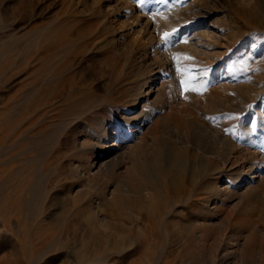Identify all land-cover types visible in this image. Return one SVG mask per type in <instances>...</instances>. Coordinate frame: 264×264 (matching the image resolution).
Masks as SVG:
<instances>
[{"label":"rangeland","instance_id":"rangeland-1","mask_svg":"<svg viewBox=\"0 0 264 264\" xmlns=\"http://www.w3.org/2000/svg\"><path fill=\"white\" fill-rule=\"evenodd\" d=\"M162 47L172 52L170 65ZM135 65L156 73L155 92L174 81L184 96L200 83V93L241 103L250 90L258 101L248 100L238 114L200 106L189 107L192 118L166 110L152 123L135 122L132 132L139 133L125 144L133 150L119 154L116 179L86 177L76 138L85 129L80 138L94 140L106 121L111 130L123 126ZM163 68L177 75L161 76ZM263 98L264 0H0V264H222L242 224L248 255L264 254V236L252 230L264 231L260 210L222 208L224 225L208 240L194 235L209 197L204 187L221 175H203L191 139L200 133L194 121L229 130L234 120L257 114ZM157 140L186 156L185 164L140 195L113 191ZM218 160L206 162L221 170Z\"/></svg>","mask_w":264,"mask_h":264},{"label":"bare ground","instance_id":"bare-ground-1","mask_svg":"<svg viewBox=\"0 0 264 264\" xmlns=\"http://www.w3.org/2000/svg\"><path fill=\"white\" fill-rule=\"evenodd\" d=\"M130 7H133L131 3L129 4V8ZM146 25L149 26L148 21ZM148 30L146 32H148ZM152 33L153 32H151V34ZM134 43L133 46L137 45ZM137 46L134 47L140 48V46ZM178 46L181 45H177V48ZM179 48L177 50H179ZM160 51L162 52L165 64L169 63L170 65L172 63V52L170 49L167 47H162L160 48ZM143 67L140 65L134 66V80L131 83L133 88L131 89V94H129L128 97L131 106L129 107L128 111L125 110L127 112L123 111L119 116V120L123 126L120 129L111 130V122L106 121L103 124L104 128L100 127L99 130H97V135L95 134L94 140L90 142L80 138L84 135L83 133L85 129L81 131V136L79 135L80 133L78 134L79 137L76 138V142L78 144L77 147L79 149L77 154L80 160H82L83 164L85 163L88 166L85 169L84 166L83 168L80 167L81 170L83 169L82 171L85 172L84 175L86 177L93 178L95 180H107L106 182L110 181L111 179L112 181L116 179L115 176L118 170V156L120 153L124 155V150L126 152L128 149L130 150V148L133 150V146L128 147L125 144L131 142L134 134L139 133V129L132 132L133 129H131V126L135 122H138L141 125L152 123L155 120L160 119V113L166 110H168L172 116H180L185 119L192 118L194 117L195 113L193 112L194 114H192V112H189V107L199 110L200 106H202L204 111L208 110L210 112H216L219 110L222 111V109L223 111L225 109L228 111L235 109L234 112H237L236 114H238L242 113L244 110L246 111L248 100H251L252 102L258 101L257 95L255 93L251 94L250 90H248V94L247 92L245 93V96L247 95V97L243 96L244 99L242 98L241 103L232 101L231 99H228L227 97L220 94L200 93V83L199 85L191 84L192 86H188V91L185 90L186 94H184V96L183 92L181 93L179 86L177 87L174 81L171 82L168 88L161 87L157 92H155V89L153 88L154 83L156 82L154 79L155 75H153L154 71L151 69H145ZM165 70L166 69H161V76L166 75L167 78H174L177 75H169L170 73L164 74ZM122 88H124V86ZM198 102L200 105H197ZM260 104V107L257 108V114H246L243 119L234 120V122L226 125L229 130H221V128L218 129L214 126L204 127L199 122H193L191 120V122H193L191 123V128H193L195 131H200L199 134L195 133L192 135L193 137H191L193 140L196 138V141H198L196 146L201 152L199 164H197L198 169L200 171L203 170V175L205 176H209L211 174L215 176L216 172L220 173L219 175H221L219 180L214 179L217 182H215L213 185L210 183L208 186L204 187L209 197L207 202L201 206L202 210L204 211V218L199 220L196 227L197 229L194 231V235L199 237L200 240H208L211 237L212 229L215 226L219 227L224 225L226 218L221 216V209L223 208L224 210L225 207H232V209L244 208L245 211L247 210L249 213L254 212V215L255 211L258 212L257 210H260L261 215H259L258 219L260 218L264 221V207L260 206L264 201V98L262 101H260ZM139 109H141L140 113L136 114ZM130 113H134L135 115L126 116ZM201 120L202 119H200V121ZM238 126H240V130L246 135V138L243 142L236 141L238 130H236V128H238ZM119 130H121L123 134H120ZM171 130H174L176 133L179 131L176 126H171ZM257 131L260 135L257 134ZM182 134L185 140L188 142V131L184 130L182 131ZM185 140L183 139V141ZM137 145L140 146V144ZM159 147L162 148V150H157ZM151 149L153 151L151 150L152 152H150L148 156L143 154L142 159L134 160L136 162V167L133 170L127 171L123 178L117 180L118 182L116 181V183L113 184V191H115L117 194L126 193L133 196L140 195L151 180L160 178V176L164 175L165 173H169L173 168L182 167L186 162L185 160H187L185 158L186 156H180L174 149L167 148L162 140H157L156 146L152 147ZM111 154L114 156L110 159H107V157H109ZM212 157L215 160L219 159L221 162H223L222 164L224 167H221L222 171L218 170L220 166L215 168L214 164L211 166V163L208 164L209 162H206L207 159ZM234 166H236V168H234ZM200 212L201 210L198 211V214ZM245 229H247V224H242L239 229H237L236 233H234L232 238H230L231 245L228 244V252L223 258L226 264H228V260L231 263L244 264L246 263L247 259L251 260L250 264L264 263V254L262 252L259 251L252 257L248 255L245 243H243L240 239V236L244 235ZM252 230L257 234L264 236V231H262L256 225L252 227ZM201 258L202 257L198 258L199 263L202 261ZM224 262L222 261V264H224Z\"/></svg>","mask_w":264,"mask_h":264},{"label":"snow or ice","instance_id":"snow-or-ice-1","mask_svg":"<svg viewBox=\"0 0 264 264\" xmlns=\"http://www.w3.org/2000/svg\"><path fill=\"white\" fill-rule=\"evenodd\" d=\"M168 36H169V34H168V33H165V34H164V38H165V39H167V38H168ZM186 58H187V59H190L189 57H186Z\"/></svg>","mask_w":264,"mask_h":264}]
</instances>
